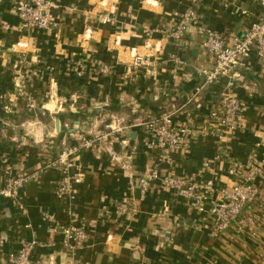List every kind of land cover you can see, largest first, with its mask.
I'll use <instances>...</instances> for the list:
<instances>
[{"label":"crops","instance_id":"obj_1","mask_svg":"<svg viewBox=\"0 0 264 264\" xmlns=\"http://www.w3.org/2000/svg\"><path fill=\"white\" fill-rule=\"evenodd\" d=\"M58 3L53 14L57 28L35 32L21 28L9 2L0 4V190L9 176L37 174L16 200L0 196V238L6 241L0 247V264L20 249L23 239L34 243L32 264H50L51 258L54 264H264V182L258 200L244 211L258 216L256 227L240 229L233 224L215 233L208 212L192 208L184 197L158 181L141 200L139 189L130 187L126 173L102 149L83 153L77 161L83 182L63 198L57 196L63 174L55 163L66 146L102 133L104 122L111 117L130 121L137 115L155 117L178 110L174 125L191 120L199 131L210 133L181 151L171 150L164 158L146 150L144 134L133 130L128 140L135 152L124 150L120 140L115 141V148L131 157L135 173L141 176L158 168L162 176H179L194 183L234 186L241 182L242 175L229 174L230 165L264 155V61L253 54L238 80L235 93L242 112L234 134L220 139L208 118L211 106L223 99L224 83L204 88L199 106L188 102L204 83L202 71L211 65L198 28L242 36L262 15L258 0H203L196 21L187 26L190 47L182 51L169 34L183 21L188 0ZM240 8L248 14L241 15ZM104 16L111 22L102 23ZM2 22L10 29L3 30ZM132 49L148 54L155 72L152 68L127 72ZM173 54L180 55L185 64L175 62ZM21 58L28 63L22 78L13 74ZM73 61L88 67L85 77L69 72ZM104 63L113 65L112 75L95 73L98 64ZM21 79L38 101L41 119L33 122L32 135L26 133L22 121L27 111L20 99L24 96L15 88ZM49 95L53 98L50 107L54 103L50 114L43 105ZM15 99L12 112L5 113L4 105ZM249 170L247 166L244 173ZM124 196L131 197L130 210L118 217L115 206ZM46 211L54 214V221L44 218ZM76 223L86 227L89 240L82 248H66L62 228Z\"/></svg>","mask_w":264,"mask_h":264},{"label":"built area","instance_id":"obj_2","mask_svg":"<svg viewBox=\"0 0 264 264\" xmlns=\"http://www.w3.org/2000/svg\"><path fill=\"white\" fill-rule=\"evenodd\" d=\"M4 2L11 4L23 30L28 32L44 31L52 30L58 26L53 16L55 10L59 8L58 0H0V4ZM188 2L189 7L183 16V21L169 34L179 51L190 47V39L186 33L187 26L188 23L196 21L203 0H188ZM258 2L262 8V15L252 23L242 36L217 32L204 27L198 28V33L204 38L202 45L209 54L211 65L202 71L204 83L196 87L188 103H195L196 107L199 106L204 88L217 83H224L223 99L217 105L211 106L208 113L209 121L213 124L212 126L216 129L214 131L218 133L220 139L226 138L228 134H234L241 125L242 104L235 90L242 72L248 68L253 54L264 61V0H258ZM229 5L230 2L226 3V6ZM240 14L247 15L248 10L240 8ZM110 22L109 16L102 18V23ZM2 29L9 30L10 25L7 22H2ZM87 33H91V30L88 29ZM144 33L149 38V30ZM87 35L86 37H88ZM19 45L23 48L27 47L23 43ZM144 48L149 50V44L145 43ZM131 54L132 59L127 72L137 74L149 68L155 72V65L148 54L137 49H132ZM172 59L180 65L185 64V61L178 54H173ZM88 63L92 66L95 64L93 60L88 61ZM24 64L25 60L21 58L17 69L22 68ZM68 69L72 75L78 78H83L88 73V67L81 61L71 62ZM94 71L98 76H110L114 72L113 65L106 63L98 64ZM17 77L22 78L23 76ZM16 89L28 100L32 99V96L26 91V85L22 79L16 81ZM4 111L7 114L12 112L11 105L6 104ZM177 111H165L155 117L137 115L130 121L121 117H111L104 122L102 133L91 138L83 137L66 146L55 161L63 174L58 182L57 196L63 198L72 194L75 186L83 182V175L79 172L80 168L77 161L85 151L98 148L102 149L113 162L120 165L128 177L130 187L139 189L141 200L145 199L153 182L158 181L163 188L184 197L192 208L200 212H208L215 233H222L233 224H237L240 229L255 228L258 223V216L254 213L245 215L244 211L258 200L259 181L264 178V155L260 158L253 157L247 163L233 162L228 172L233 176L242 175V181L234 186H216L213 181L194 183L179 176H162L158 168L138 176L131 163V157L125 156L115 148V141L120 140L124 150L131 149L134 153L135 147L131 146L128 136L133 130H137L144 134L146 150L159 152L166 158L171 150L181 151L194 140L200 137L205 138L207 133H210L209 130L199 131L197 125L191 120L174 125L173 119ZM120 136H126V139H118ZM247 166L250 170L245 174L244 170ZM73 169L78 172L72 173ZM36 178V173L9 176L4 187L0 190V196L16 200L23 186ZM130 203V196H124L118 201L115 206L118 217L129 213ZM44 218L54 221V214L46 211ZM62 233L66 248H82L89 240L86 227L78 223L63 227ZM5 242L3 238H0V247L4 246ZM33 247L34 243L21 240L20 249L16 253L9 254V259L4 264H32ZM49 263L54 264V260L51 258ZM70 264L84 263L70 262Z\"/></svg>","mask_w":264,"mask_h":264},{"label":"rangeland","instance_id":"obj_3","mask_svg":"<svg viewBox=\"0 0 264 264\" xmlns=\"http://www.w3.org/2000/svg\"><path fill=\"white\" fill-rule=\"evenodd\" d=\"M27 64L28 63H27V60H26L24 66L26 67ZM23 70H24L23 67L20 70H18L17 68H15L14 71H13V74L15 75V77L16 76H19V75L24 76V73H22ZM15 88H16V82H15ZM16 93H17V95H19L17 91H16ZM28 93L31 95L30 92H28ZM20 99L23 102H25V105L24 106L27 109L26 114L22 118V121L26 123V127H25L27 129L26 133L29 134V135H32L34 133V131H35V127H34V123L33 122H35L37 118L38 119H41L40 116H38L39 112L37 111L38 110V103H37L38 101L36 99H34V97H32L31 100H28V98L25 97V96L23 98H20ZM52 100H53V98H51V96L49 95L46 98V102L43 103V105H47V107L46 106L45 107L47 108V111L49 112V114H50V108H54V103H52V106L51 107L49 105V104H51L50 102ZM15 102H16V99L9 104V105H11V108L12 109H13V105L12 104H14ZM60 104L61 103H58V106H60ZM25 107H23V108H25ZM3 109H4V107H3ZM48 116H50V115H48ZM54 116H56L55 113H54ZM43 118H44V116H43ZM45 118H50V117H45ZM65 127H68V126H65ZM69 128H71V123L70 122H69ZM60 131H58V132H60ZM27 137H29V136L27 135ZM259 182H260V185L263 184L264 178L261 179Z\"/></svg>","mask_w":264,"mask_h":264},{"label":"water","instance_id":"obj_4","mask_svg":"<svg viewBox=\"0 0 264 264\" xmlns=\"http://www.w3.org/2000/svg\"><path fill=\"white\" fill-rule=\"evenodd\" d=\"M57 130L60 131L61 130V122H57Z\"/></svg>","mask_w":264,"mask_h":264}]
</instances>
